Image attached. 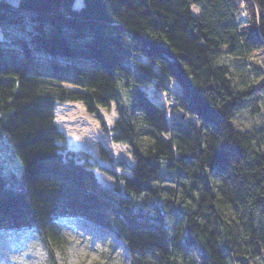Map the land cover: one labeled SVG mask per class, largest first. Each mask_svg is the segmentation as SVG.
I'll use <instances>...</instances> for the list:
<instances>
[{
  "label": "trees",
  "instance_id": "1",
  "mask_svg": "<svg viewBox=\"0 0 264 264\" xmlns=\"http://www.w3.org/2000/svg\"><path fill=\"white\" fill-rule=\"evenodd\" d=\"M75 3L0 0V234L29 231L54 262L84 220L131 264H260L264 0ZM76 102L115 105L132 166L68 149L55 109Z\"/></svg>",
  "mask_w": 264,
  "mask_h": 264
},
{
  "label": "rangeland",
  "instance_id": "2",
  "mask_svg": "<svg viewBox=\"0 0 264 264\" xmlns=\"http://www.w3.org/2000/svg\"><path fill=\"white\" fill-rule=\"evenodd\" d=\"M81 5L82 0H76L75 6L79 8ZM262 59L264 57L257 55L254 66H259ZM123 100L126 101L125 94ZM258 105L262 116L258 117V114L255 117L256 120H262L264 101L262 100ZM250 110L252 109H242L236 118L239 123L249 128L252 126L248 116ZM117 116L114 104H111L108 109H99L94 114H89L79 102L59 104L55 109L56 124L65 134L68 149L74 152H88L94 161L105 167L111 166L115 170L117 169L115 163L125 161L131 166L134 164L128 147L113 141ZM256 120L253 125L261 128L260 121ZM101 146L108 150L115 163L112 161L111 164V161L101 157ZM3 158L6 163L13 164L5 156ZM13 165L19 167L17 159ZM95 175L101 183L111 187L114 185V181L107 175L99 171H96ZM65 234L68 240L67 246L64 249L55 250L54 262L50 261L45 244L30 233L22 230L8 236L0 234V264H131L124 244L114 234L102 231L89 222L73 220L65 225ZM41 248L45 249L44 257ZM39 257L41 262L37 260ZM257 262L264 264V257L259 258Z\"/></svg>",
  "mask_w": 264,
  "mask_h": 264
},
{
  "label": "bare ground",
  "instance_id": "3",
  "mask_svg": "<svg viewBox=\"0 0 264 264\" xmlns=\"http://www.w3.org/2000/svg\"><path fill=\"white\" fill-rule=\"evenodd\" d=\"M41 251H42V256L44 257V255H45V249L44 248H41ZM47 251V250H46ZM48 253V252H47ZM37 260H39V262H41L42 260H40V257H39V259H37Z\"/></svg>",
  "mask_w": 264,
  "mask_h": 264
},
{
  "label": "built area",
  "instance_id": "4",
  "mask_svg": "<svg viewBox=\"0 0 264 264\" xmlns=\"http://www.w3.org/2000/svg\"><path fill=\"white\" fill-rule=\"evenodd\" d=\"M242 16H244V13H242Z\"/></svg>",
  "mask_w": 264,
  "mask_h": 264
}]
</instances>
